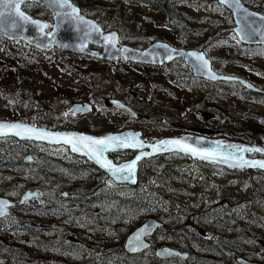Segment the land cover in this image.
<instances>
[{"label": "rangeland", "instance_id": "374dc122", "mask_svg": "<svg viewBox=\"0 0 264 264\" xmlns=\"http://www.w3.org/2000/svg\"><path fill=\"white\" fill-rule=\"evenodd\" d=\"M173 1L183 19L179 26L170 25L157 4L144 0L75 3L81 8H104L108 16L102 20L106 22H111L115 14L124 17L128 31L119 25L127 34L125 40L120 39L123 43L143 48L159 39L176 47L184 41L187 47H205L215 70L242 76L264 88V45L239 47L241 42L237 43L228 9L218 0ZM243 1L264 13V0H251L252 4ZM22 7L48 22L47 30L51 29L52 12L32 2ZM209 37L213 38L211 45L207 43ZM240 88L235 83L211 84L194 77L182 59L162 66L121 59L106 61L56 47L42 52L23 41L0 36L1 120L95 134L127 128L154 138L189 133L226 145L242 142L264 146V96ZM130 91L141 94L146 101L139 102ZM112 97L127 103L138 117L131 118L109 107L107 99ZM75 102H89L93 109L85 115H67ZM131 151L109 155L117 162L131 157ZM28 154L34 156V162H24ZM250 156L256 157L254 153ZM89 163L65 145L0 137V195L17 200L22 183L36 185L42 189L36 210L49 203L61 211L50 216L35 213L34 209L14 208L0 219V235L13 248L8 252L19 256L15 258L18 264H38L27 261L24 250L40 255L43 264H238V256L264 263V224L259 222L264 217L263 171L229 169L175 152L143 161L137 184L119 187ZM74 167H81V171L75 172ZM75 181L87 184L88 189L95 188L94 195H103L102 200L110 196V203L75 201L70 191ZM62 191L68 192L66 198L61 197ZM136 192L143 200L139 209L126 218L115 211L117 206L112 202L123 204ZM116 193L122 197H114ZM147 217L160 219L167 228L183 222L185 231H160L152 241L155 245H178L181 250L188 247L196 259L159 260L151 251L126 256V236ZM13 222L45 229L14 230ZM126 227L127 234L117 231ZM189 233L209 244L221 243L222 254L208 252L202 241L188 238ZM62 237L70 249L53 245ZM181 238L185 246L178 241Z\"/></svg>", "mask_w": 264, "mask_h": 264}, {"label": "water", "instance_id": "95a60500", "mask_svg": "<svg viewBox=\"0 0 264 264\" xmlns=\"http://www.w3.org/2000/svg\"><path fill=\"white\" fill-rule=\"evenodd\" d=\"M28 2H32L38 4L42 7H45L50 12H52L53 24L50 30L48 28V22L41 18H37L32 16L30 13L25 11L21 5V11L27 15L30 20L36 21V24H24L23 27L19 29L12 28L11 25V17L6 19L4 26L0 29V36L5 38L6 40L14 41L20 40L25 42L26 44L36 48L39 51H50L52 48L56 47L61 50H69L72 52L86 54L91 57H95L102 60L116 61L118 58H123L128 61L145 63L151 65H163L169 64L175 59L182 58L187 66L190 67L191 73L194 77L205 79L209 82H234L240 84L245 89L249 90L252 93L261 94L264 96V88H260L253 84L248 79L234 74L222 73L215 70L212 67V63L210 59L206 56L204 51L194 48H184V47H176L171 45L170 43L162 40H155L150 43L148 46L144 48L135 47L129 44L120 43L118 32L116 30H103L102 27L92 18L85 16L80 12V9L77 5H75L71 0H69V4L78 10V13H72L71 7L61 8L56 4H52L50 0H28ZM157 4H159L167 13L168 17L173 21L177 22L179 19L178 13L176 12L173 1L172 0H155ZM220 3V0H218ZM241 7L243 10H246L249 13L256 14L254 19H256V24L253 27H262V23L260 21V17L264 16L263 13L258 12L254 9L249 8L245 5V3L240 0ZM221 4V3H220ZM222 5V4H221ZM226 9H228L231 13V17L235 24L233 28V32L238 38L239 42L247 45H264V39H261L260 36H255L252 39L241 40L240 32L241 29H245V24L243 20V11L236 9L234 7H230L227 4H223ZM79 17V18H77ZM93 27H98L100 29V35L92 32ZM87 33V35H86ZM114 36L115 39L112 44H105L103 42V37ZM89 45L97 46L100 49L90 48ZM164 45L167 48L163 47ZM83 46V50L81 47ZM190 53L195 55H189ZM196 55H203L204 58L208 61V67L205 68L202 65V62L197 61L195 59ZM215 75V79H212L211 76ZM135 96L139 100H143L144 96L139 93H136ZM107 104L109 107L120 109L125 111L130 117H136L137 113L126 103L121 101L118 98H109L107 100ZM92 110V105L88 102L73 103L69 109V115H77V114H87ZM0 124H20L27 128L34 129L35 131L32 133H23L21 135H16L15 131L5 130L3 134H0V137L12 136L20 141H31L37 143H43L48 145H65L68 147L69 151L80 157H84L86 160L93 163L97 168L102 170L105 174H107L114 182L116 183H129L134 185L137 182V171L138 164L144 158L157 157L159 155L168 154V153H184L188 156L194 157L198 160L213 162L225 167L236 168V169H249V170H261L264 172V168L260 167H233V164L238 163L235 160L228 161L227 163L223 162L220 157L215 159H202L197 156H193L190 153H186L185 151L180 150L176 147L171 146H161L166 150L154 152L153 146H159L160 141H170L179 139L182 143H186L191 145L194 148L199 150H214L220 152L222 154H229L234 152V149L229 146H243V147H256L264 149V146H261L256 143H231V144H221L219 142L213 141L211 138L202 135H191L189 133H183L180 135H166L160 138H155L153 140H145L142 137V132L134 129H123L119 131H108L101 134H94L86 131H80L76 129H52L44 126H39L33 124L31 122H25L21 120H1ZM16 131H20L17 129ZM37 133L44 134L47 138L39 139L37 138ZM128 134H134L135 139L143 142L142 148H122L117 150H108L103 152L100 155V160L111 161L115 167H121L125 164L133 161L141 152L150 153V155L143 156L139 161H137L136 166L128 179H121L119 177L129 176L128 172L121 173H113V171L109 170L102 166V164L97 159V154L90 151L88 147H85L86 144H89V141H81L80 137H91L95 139L105 138L108 136H127ZM66 140H71V143L65 142ZM73 144L76 145L78 150H73ZM126 150H135L137 154L130 160L115 163L110 158L109 154L113 152L126 151ZM254 153L256 157H252L249 154ZM239 155V153H236ZM243 156L246 160L249 161H264V152H245ZM24 161L27 163H31L34 161V156L32 154H28L24 157ZM41 188H27L21 192L17 200L10 199L6 196L0 195V201L4 202L3 205H0V212L3 214L0 215V219L8 216L11 213V210L22 206L25 203L35 204L37 199L40 197ZM63 195H66L64 192ZM163 221L155 218V217H147L142 223L137 225L132 231L128 233L124 240L123 250L128 254H139L143 251L147 250L151 246V242H149L148 237L152 236L158 229L163 228ZM141 229H146L147 234L141 236V240L143 245L141 246L138 243H131L130 241L140 233ZM155 255L159 259H171L175 257H180L186 259L188 257V252L182 251L180 249L171 247L169 245L159 246L155 249ZM236 262L238 264H264L255 261L248 260L244 257L238 256L236 258Z\"/></svg>", "mask_w": 264, "mask_h": 264}, {"label": "snow or ice", "instance_id": "6c2138e0", "mask_svg": "<svg viewBox=\"0 0 264 264\" xmlns=\"http://www.w3.org/2000/svg\"><path fill=\"white\" fill-rule=\"evenodd\" d=\"M52 4H56L61 8L64 7H71L72 13H78V10L74 7H72L69 4V0H50ZM28 0H0V29L3 28L4 23L6 22V19L11 17V27L14 29H19L23 27L24 24H36V21L30 20V18L24 14L23 11H21V5L22 4H27ZM220 3L227 4L230 7H234L236 9H239L243 11V20L245 24V28L247 29H241L240 32V39L241 40H247V39H252L255 36H260L261 39H264V16L260 17V21L262 23V27H253V25L256 24V19L255 17L256 14L254 13H249L246 10H243L241 7V2L240 0H220ZM79 18V17H77ZM92 32L96 33L97 35H100V29L98 27H93ZM87 35V33H86ZM115 37H108L104 36L103 37V42L105 44H112L113 47H115V44L113 43ZM239 43V40L237 41ZM163 47L167 48L166 45ZM81 50H83V46L81 47ZM189 55H195L190 53ZM195 59L197 61L202 62L203 67L207 68L208 67V61L204 58L203 55H196ZM212 79H215V75L211 76ZM19 129L20 131H16ZM5 130L8 131H15L16 135H21V132L23 133H32L35 130L27 128L23 125L20 124H0V134H3ZM37 138L39 139H45L47 138L44 134L42 133H37ZM81 141H89V144H86L85 147H88L90 151L94 152L97 154V159L98 161L102 164L103 167L108 168L109 170L113 171V173H121V172H128L129 176H122L119 177L121 179H128L135 166L137 161H139L143 156L150 155V153H144L141 152L140 155H138L133 161H131L128 164H125L121 167H115L111 161L107 160H100V155L105 151L108 150H117V149H122V148H142L143 147V142L136 140L134 134H128L127 136H108L105 138H91V137H80L79 138ZM65 142L71 143V140H66ZM161 146H171V147H176L179 148L182 151H185L186 153H190L193 156L200 157L202 159H215L217 157H220L223 162L227 163L228 161L235 160L238 163L233 164V167H244V166H251V167H260L264 168V161H249L246 160L243 156V153L245 152H264V149L261 148H256V147H243V146H229L230 148L234 149V152H231L229 154H222L220 152L214 151V150H199L197 148L192 147L189 144L182 143L181 140L176 139V140H170V141H160L159 146L154 145L153 146V151L158 152L162 150H166L164 147ZM73 150H78L76 145L73 144ZM236 153H239V155H236ZM4 202L0 201V205H3ZM3 213L0 212V215ZM147 234L146 229H141L140 233H138L131 243H138L143 247H146V245H143L141 236Z\"/></svg>", "mask_w": 264, "mask_h": 264}, {"label": "trees", "instance_id": "16d2710c", "mask_svg": "<svg viewBox=\"0 0 264 264\" xmlns=\"http://www.w3.org/2000/svg\"><path fill=\"white\" fill-rule=\"evenodd\" d=\"M116 14L114 15L113 17V20L111 22H100V25L103 26V27H106L108 29H111V30H116L120 36V39H123L125 40L126 39V36L127 34H123L121 31V29H119V25L120 26H124L125 27V30L128 31V27L126 26V23L124 21V17H115ZM127 28V29H126ZM239 47L241 48H246L244 44H238ZM42 54V53H41ZM207 82V81H205ZM237 85H239L241 88V90H243V92H248L245 88H243L240 84L238 83H235ZM249 93V92H248ZM34 122H37V119L34 120ZM91 165V167H94L93 164L89 163ZM5 166H9V167H13L11 164H6ZM73 170L75 172H80L81 171V167H74ZM10 177V176H9ZM11 179V178H10ZM30 184H27V183H22L20 185V191L24 190L26 187H28ZM58 185H61L60 182ZM58 185H57V188H55L54 186V191L55 190H58ZM29 187H36V185H32V186H29ZM95 190V188H91V189H88L87 187V184L85 186H83L82 182L78 181V182H74L73 184H71V193L72 195H74L73 199L75 201H83L84 203H88V202H98V201H105L104 203H106L107 205L110 203V200L112 198H109V197H105V199L102 200V197H99V196H94L93 194V191ZM114 204V206H117L116 208V212H122L123 215H125V218L129 215V213L135 209H139L141 207V204L143 203V200L138 196H135V197H132V198H129V199H126L125 202L122 204H116V201L115 202H112ZM36 204H26V205H23L21 207H19L18 209H26V210H29V209H34L36 212L35 213H47L48 215H54L55 213H60L61 211L57 212L55 208V206L53 204H49L47 203L45 206L42 207L41 210H36ZM258 213H256L255 215H257ZM252 216V218L255 217ZM124 218V219H125ZM259 222L260 223H263L264 224V217H262V220L259 219ZM185 227V224L182 222L181 224L179 225H174L173 228H167V227H163L161 229V231H170V232H173L174 234L178 233V231H184L183 228ZM12 229L14 230H25V231H35V232H40L42 229H45V228H35L34 226H25V225H17L16 223H12ZM129 227H126V228H120L118 229L117 231L120 232L122 235H124L125 233L127 234V231ZM61 237V236H60ZM201 239V238H200ZM70 240V239H68ZM179 241V240H178ZM207 251L210 252V253H218V254H221V252H223V249H222V246H221V243H212V244H209L210 242L206 241V240H201ZM230 243V242H228ZM53 245H60L59 247L61 249H70L71 245L67 244V241L65 239H63V237L61 239H58L57 241L55 240ZM172 246H174L172 244ZM13 249L10 245H8V239L5 238L4 236H1L0 235V264H18V262L15 260L16 257H19L17 255V253H13V254H10L8 251ZM24 255L25 257L29 258V259H26L27 261L30 260L31 263H38V264H43L40 260H44L41 258L40 255H37V254H33L32 252H29L28 250H24ZM128 256V255H126ZM207 258H209V260H213V258L211 256H208ZM31 259H36V261H31Z\"/></svg>", "mask_w": 264, "mask_h": 264}, {"label": "flooded vegetation", "instance_id": "af4514ba", "mask_svg": "<svg viewBox=\"0 0 264 264\" xmlns=\"http://www.w3.org/2000/svg\"><path fill=\"white\" fill-rule=\"evenodd\" d=\"M75 5H77L78 6V8L80 9V12L82 13V14H84L85 16H87V17H90V18H92V19H94V18H96V19H94L99 25H100V22H105L104 20H102L103 18H107V16H108V12L104 9V8H100V6H98V5H95V6H92L91 8H89V7H87V8H81L78 4H76L75 3V0H71ZM144 1H146V2H148V3H150V2H152V3H154V4H157V2H155V0H144ZM173 1V0H172ZM243 1V0H242ZM249 3H251L252 4V2H250L251 0H247ZM244 2V1H243ZM245 3V2H244ZM163 11H164V13L166 14V17H167V22H169L170 23V25H173V26H179V25H181L182 23H183V19L181 18V16L179 15V13L177 12V10H176V8H175V5H174V1H173V5H174V8H175V10H176V12L178 13V16H179V19H178V21L177 22H173L169 17H168V15H167V13H166V11L159 5V4H157ZM245 5H246V3H245ZM246 6H248V5H246ZM249 7V6H248ZM249 8H251V7H249ZM91 9H93L95 12H93ZM251 9H254V8H251ZM254 10H256V9H254ZM256 11H258V10H256ZM258 12H260V11H258ZM262 13V12H261ZM264 14V13H263ZM97 15H102V16H97ZM101 26V25H100ZM102 27V26H101ZM103 29V28H102ZM118 36H119V34H118ZM156 40H159V39H156ZM153 41H155V40H152L150 43H152ZM162 41H164V40H162ZM119 42L122 44L123 42H121L120 41V36H119ZM149 43V44H150ZM207 43H208V45H211L212 43H213V38L211 37H209L208 38V40H207ZM125 44H127V43H125ZM148 44V45H149ZM243 44V43H242ZM130 45V44H129ZM147 45V46H148ZM244 45H246V46H254V45H247V44H244ZM188 46V43L186 42V41H184L183 43H182V46L181 47H184V48H192V47H187ZM89 47L90 48H93V49H100L99 47H97V46H92V45H89ZM141 48V47H140ZM144 48V47H143ZM59 49V48H58ZM194 49H199V50H202V51H204V53L206 54V56L208 57V55H207V52H206V50H205V47H201V48H194ZM42 52H48V51H42ZM72 52V51H71ZM76 53V52H75ZM78 54H80V53H78ZM82 55H86V54H82ZM89 56V55H88ZM95 58V57H94ZM209 58V57H208ZM118 59H121V60H125V59H123V58H118ZM117 59V60H118ZM178 59H182V58H178ZM210 59V58H209ZM176 60V59H175ZM183 60V59H182ZM106 61H109V60H106ZM125 61H127V62H133V61H128V60H125ZM210 61H211V63H212V60L210 59ZM173 62V61H172ZM133 63H138V62H133ZM185 63V62H184ZM138 64H145V63H138ZM213 64V63H212ZM145 65H147V66H162V65H151V64H145ZM163 65H166V64H163ZM212 67H213V65H212ZM190 68V67H189ZM214 68V67H213ZM220 72V71H219ZM222 73H225V72H222ZM229 74V73H228ZM193 75V74H192ZM235 75V74H234ZM198 78V77H197ZM200 79H202V78H200ZM204 81H207V80H205V79H203ZM250 81V80H249ZM207 82H209V81H207ZM252 82V81H251ZM211 84H213V82H210ZM215 83H218V82H215ZM253 83V82H252ZM253 84H255L256 86H258V87H260L258 84H256V83H253ZM244 88V87H243ZM260 88H263V87H260ZM247 90V89H246ZM249 93H252V92H250L249 90H247ZM131 92V95L135 98V99H137L139 102H145L146 101V98L144 97V99L141 101V100H139L136 96H135V94L137 93V92H134V91H130ZM252 94H255V95H261V94H256V93H252ZM109 99V98H108ZM107 99V100H108ZM122 101V100H121ZM76 103V102H75ZM80 103H85V102H80ZM89 103V102H88ZM125 103V102H124ZM91 104V103H90ZM127 104V103H126ZM92 105V104H91ZM108 105V104H107ZM128 105V104H127ZM129 106V105H128ZM70 107V106H69ZM69 109V108H68ZM68 109H67V115H69L68 114ZM92 109H93V105H92ZM114 109H116V108H114ZM117 110H119V111H121V112H123V113H126L125 111H123V110H120V109H117ZM92 111V110H91ZM137 113V112H136ZM88 114V113H87ZM127 114V113H126ZM77 115H85V114H77ZM77 115H69V116H72V117H74V116H77ZM128 115V114H127ZM129 116V115H128ZM130 117V116H129ZM136 117H138V113H137V115H136ZM136 117H131V118H136ZM34 124V123H33ZM37 125V124H36ZM39 126H42V125H39ZM45 127V126H44ZM49 128V127H48ZM52 129H59V128H52ZM130 129V128H129ZM77 130V129H76ZM135 130V129H134ZM80 131H82V130H80ZM139 131H141V130H139ZM86 132H88V131H86ZM142 132V131H141ZM91 133V132H90ZM95 134V133H94ZM97 134H101V133H97ZM142 137L145 139V140H153V139H155L154 137H150V136H147V135H145L143 132H142ZM157 138V137H156ZM158 138H160V137H158ZM132 152V156L131 157H129V158H125V159H121V160H119V161H114V160H112L113 162H115V163H121V162H125V161H128V160H130V159H132L136 154H137V151H135V150H133V151H131ZM184 154V153H183ZM251 154V153H250ZM249 154V155H250ZM110 156V155H109ZM188 156V155H187ZM189 157H191V156H189ZM84 158V157H83ZM192 158H194V157H192ZM150 158H144V159H142L140 162H139V164H138V171H137V182H138V173H139V167L141 166V164H142V162L143 161H145V160H149ZM195 160H197V161H200V162H203V163H213V162H209V161H202V160H198V159H196V158H194ZM23 160H24V158H23ZM88 161V160H87ZM25 162V161H24ZM34 162V161H33ZM90 162V161H89ZM27 163V162H26ZM32 163V162H31ZM91 163V162H90ZM23 164V162H20V165H22ZM91 164H93V163H91ZM94 165V164H93ZM94 167H96L95 165H94ZM225 167V166H224ZM97 168V167H96ZM226 168H229V169H236V168H230V167H226ZM99 171H101L106 177H105V179H110V180H112L107 174H105L102 170H100L99 168H97ZM113 181V180H112ZM114 182V181H113ZM137 182L134 184V185H131V184H129V183H117L118 185H119V187H126L127 185H131V186H135L136 184H137ZM116 183V182H115ZM31 188H40V187H31ZM25 190V189H24ZM21 192H23V190L21 191ZM21 192L19 193V195L21 194ZM65 191H62L61 192V197H63V198H66L67 196H68V192H65L66 193V195H63V193H64ZM41 193H42V189H41ZM41 193H40V196H41ZM93 193H96V192H93ZM19 195H18V197H19ZM94 195V194H93ZM139 194H138V192H136L135 194H133L132 196H130V198H132V197H135V196H138ZM95 196V195H94ZM96 196H99V197H101V196H103V195H96ZM114 197H117V198H119V197H122L121 195H119L118 193H116V194H114ZM26 204H29V203H25V204H23V205H26ZM36 204V203H35ZM22 205V206H23ZM19 207H21V206H19ZM19 207H16V208H19ZM160 220V219H159ZM164 223V222H163ZM164 226H165V224H164ZM163 226V227H164ZM161 229L162 228H160V229H158L151 237L149 236L148 237V240H149V242H151V246L147 249V250H145V251H143L142 253H144V252H153V255L157 258V259H159L156 255H155V249L157 248V247H159V246H164V245H169V244H160V245H155L156 244V242L155 241H152L153 240V238H154V236L157 234V233H159L160 231H161ZM185 231V230H184ZM188 238H192V239H195L198 243L202 240V239H200V238H198V236H196L194 233L192 234V233H189V235H188ZM226 240V239H225ZM179 242H180V244L181 245H186V242H185V239H183V238H181L180 240H179ZM227 242H229V240H227ZM155 243V244H154ZM169 246H171V247H174V248H177V249H180V248H178L177 246L178 245H174V246H172V245H169ZM181 250V249H180ZM182 251H186V252H188V257L186 258V259H183V258H180V257H175V258H171V259H159V260H176V259H181V260H183V261H186V260H188V259H190V258H192V257H194L193 256V253H192V251L187 247V249L186 250H182ZM125 252V251H124ZM126 253V252H125ZM142 253H139V254H135V255H132V254H128V253H126L129 257L130 256H136V255H140V254H142ZM222 254V253H221ZM224 255L225 254H223L222 256H220L221 258L222 257H224ZM195 259H196V257H194Z\"/></svg>", "mask_w": 264, "mask_h": 264}]
</instances>
